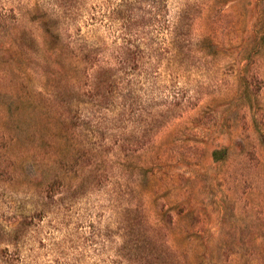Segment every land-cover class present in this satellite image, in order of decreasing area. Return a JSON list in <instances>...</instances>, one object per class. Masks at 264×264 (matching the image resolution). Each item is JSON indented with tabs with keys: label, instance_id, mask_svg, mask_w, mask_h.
I'll list each match as a JSON object with an SVG mask.
<instances>
[{
	"label": "rangeland",
	"instance_id": "obj_1",
	"mask_svg": "<svg viewBox=\"0 0 264 264\" xmlns=\"http://www.w3.org/2000/svg\"><path fill=\"white\" fill-rule=\"evenodd\" d=\"M0 264H264V0H0Z\"/></svg>",
	"mask_w": 264,
	"mask_h": 264
},
{
	"label": "trees",
	"instance_id": "obj_2",
	"mask_svg": "<svg viewBox=\"0 0 264 264\" xmlns=\"http://www.w3.org/2000/svg\"><path fill=\"white\" fill-rule=\"evenodd\" d=\"M180 27V26H179ZM181 29H183L182 27H180ZM176 31V30H175ZM149 66V64H147ZM133 210H130V209H115L113 210V215L114 216H119V219L116 221V222H113L111 219L109 220L110 221V225H119L122 221V218L124 220V216L126 214H129V213H132ZM126 213V214H125ZM125 214V215H124ZM105 230H108V226L104 227Z\"/></svg>",
	"mask_w": 264,
	"mask_h": 264
}]
</instances>
